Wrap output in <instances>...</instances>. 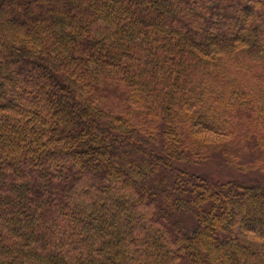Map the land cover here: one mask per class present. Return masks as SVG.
<instances>
[{"label":"trees","instance_id":"1","mask_svg":"<svg viewBox=\"0 0 264 264\" xmlns=\"http://www.w3.org/2000/svg\"><path fill=\"white\" fill-rule=\"evenodd\" d=\"M249 143L264 0H0V264H264Z\"/></svg>","mask_w":264,"mask_h":264},{"label":"rangeland","instance_id":"2","mask_svg":"<svg viewBox=\"0 0 264 264\" xmlns=\"http://www.w3.org/2000/svg\"><path fill=\"white\" fill-rule=\"evenodd\" d=\"M215 140L217 139L208 136L209 142H216ZM238 145L233 147L236 149L233 154L226 156L218 150L213 151L209 156L210 159L202 163V168L201 166L198 168L201 169L199 172L208 178L213 177L223 182L236 181L245 184L259 181L264 183V153L254 149L251 143L244 149H240ZM179 221L183 223L184 219L181 218Z\"/></svg>","mask_w":264,"mask_h":264}]
</instances>
